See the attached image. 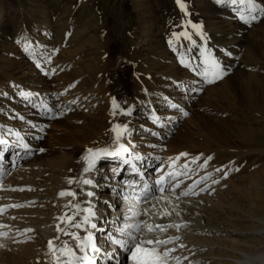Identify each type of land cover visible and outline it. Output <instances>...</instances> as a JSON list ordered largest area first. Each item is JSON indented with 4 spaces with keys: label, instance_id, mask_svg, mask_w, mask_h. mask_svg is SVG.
I'll return each mask as SVG.
<instances>
[{
    "label": "rangeland",
    "instance_id": "1",
    "mask_svg": "<svg viewBox=\"0 0 264 264\" xmlns=\"http://www.w3.org/2000/svg\"><path fill=\"white\" fill-rule=\"evenodd\" d=\"M257 1L264 5V0ZM181 2L186 6L184 9L177 0H0V70L8 69L16 77H23L19 68L23 66L26 69L27 66L24 67L25 62L22 61L26 55L31 57L26 59V63L34 68V72L27 74L26 77L32 76L29 78L30 81L39 79V67L32 60L33 56L30 55L32 52L29 50L27 53L23 50L20 39L44 41L40 29L47 19L53 22L49 33L50 47L47 49L53 72H47L42 80L36 81L40 83L41 88L51 83L48 87H52L51 89L57 93L53 97L55 100L49 101L53 103L54 109L58 103H63V97L59 93L68 85L73 84L75 90L81 93L94 89L95 75L92 73V68L95 64H101L104 58H108L112 63L109 77L117 76L118 79L122 73L123 77L126 75L127 80L131 79V76H128L129 67L126 63L120 65L121 57L142 58L153 53L151 59H156L163 54V60L177 59L176 64L181 69L184 68L179 63L181 58L185 64L195 61L205 64L206 60L219 62L227 74L214 83L201 85V89L189 100H185L186 95L180 93L177 88L161 86V89L167 92V97H164V103H155L156 111L164 117L175 113L177 116L167 127L168 129L152 124L143 117L140 126L136 127L137 130L132 127L130 132L134 138L141 139L139 147H145L144 142L161 145L163 154L159 153V160L151 169L152 172H157L156 166L164 164L166 158H171L173 155L180 157L177 164L186 162L191 167L190 170L188 169V175L182 178L181 185L172 192L173 199H176L179 191L184 189L187 183L197 182L195 191L201 188L206 183L201 179L202 173L214 171L212 176L214 175L218 180L214 192L208 190L198 192L196 197L200 196L204 200L209 198L218 204L220 209L223 204L232 208L231 212L227 210L223 212L225 214L219 212L213 215L224 220L226 227L230 226L242 233L239 237L232 238L240 243L238 245L228 241L218 242L232 250L228 253H216L221 257L219 264H236L235 260L237 262L240 258L238 252L250 254L252 249L260 248L261 242L255 232L264 228V139L257 138L258 133H256L259 129H264V107H262L264 91L259 89L264 85V13L252 21L250 27L243 31L241 36H238L236 33H231L224 24L225 21H230V18L235 22L240 15L238 9L241 8L234 7V3H220V5L218 0H181ZM237 2L236 6H239L241 3L239 0ZM246 4L249 5L250 0H247ZM184 32H187L191 39L183 35L177 39V35ZM232 50H238V56L235 57L237 62L228 65L229 60L225 55ZM37 55L34 54L35 57ZM248 61L262 67L261 70L255 71L259 73V88L249 85L250 77L245 64ZM170 64L171 62L164 63V65ZM166 70L165 67L159 68V71ZM194 70H189L187 75L194 74ZM158 78L161 79L159 76ZM159 81L161 82L158 80V83ZM4 87L5 90L9 89V86ZM250 96H254L251 98L257 100L254 102L257 106L249 103ZM100 100H97L100 109L94 108L91 113L101 118L105 103ZM84 103L85 101L82 104ZM6 104L5 99L4 102L1 101L0 117L12 115L17 127L26 133L27 127L19 124L16 113L13 116L14 112L7 108ZM27 107V104L19 102L15 112L20 110L30 117L32 113L27 111ZM178 110H185L187 115H183ZM124 112L123 106V117ZM140 112L135 110L133 113L138 115ZM73 114L79 122L71 118ZM33 116L38 121L42 118L40 121L45 122L42 135L32 139L30 146L33 150L32 155L24 164L39 165L42 171L56 169L59 162L68 156L73 155L78 161L83 159L86 148L79 147L77 138L109 137L107 136L109 133L102 131V126L101 130L96 132L95 124L85 119V112L80 108L57 118ZM121 117L122 114L118 116ZM94 121L98 122L96 119ZM142 125L146 126L143 128ZM250 130L255 131L254 136L245 138ZM28 133L32 134V132ZM221 139L237 145L236 151L227 155L216 151L210 153L211 144ZM179 149L182 152L178 153ZM245 149L251 152L242 158L238 153H244L243 151H247ZM181 153L188 155L181 156ZM196 157L199 159H195ZM208 157L212 159L207 160ZM8 160H12L10 155L7 156L6 161ZM101 168L102 165L97 167V170ZM47 173L48 177L53 175L51 172ZM203 201L199 204L208 203ZM176 207L172 206L174 208L171 211L172 220L181 219L178 217L181 216L180 214L184 218L188 216L187 212H182ZM3 248L0 247V257L4 255L1 257L4 261L0 259V264H18L17 262L21 264L22 259L27 262L30 260L28 258H31V255L26 258V254H13V250ZM13 255L21 260L16 261ZM20 255H24L25 258H20ZM34 260L33 256L30 263L34 264Z\"/></svg>",
    "mask_w": 264,
    "mask_h": 264
},
{
    "label": "bare ground",
    "instance_id": "2",
    "mask_svg": "<svg viewBox=\"0 0 264 264\" xmlns=\"http://www.w3.org/2000/svg\"><path fill=\"white\" fill-rule=\"evenodd\" d=\"M246 2L247 0H244L243 5H241V3L239 6H236L238 2L236 4L234 3V7L241 8L238 9L240 15L244 14L245 16H248L250 4L247 5ZM250 2L255 3L258 10L264 8V5L259 4L257 0H250ZM218 3L232 2L229 0H218ZM263 13L264 12L257 11L253 13V15L258 17ZM240 15L235 22L231 21V18L229 19L230 21L224 22L228 30H231V33H236L238 36H241L243 31L248 29L250 23L254 21L249 18L250 22L245 23L244 20L240 19ZM52 24L53 22L47 19V21L41 25L40 30L44 36L42 37L44 41H30L24 38L22 40L20 39L23 50L27 53L31 50L32 53H30V55L33 56L32 60H34L36 66L39 67L38 72L40 73V76L39 79L37 78L36 80H40L46 76L47 72L52 71V64L48 56L49 51H47L50 47L49 33L51 32L52 28L50 29V27H52ZM232 51H228L225 55L229 60L228 65L235 62V57L238 56V50ZM163 53H165V51H163ZM206 53L208 54V52ZM34 54L38 55L35 57ZM151 54L153 53H149L142 58L131 56L130 58L123 59V57H121L120 65L126 63L129 67L130 73L128 76H131V79L129 80L125 78L126 75L123 77L122 73L118 79L117 76L113 78L109 77L112 67L111 61L108 58H104L103 62L100 60L101 64L99 63L95 64V66L93 65L94 67L92 66V73L95 75L93 82L94 89L90 91L87 90L86 92L83 91V93H81L75 90L73 84L68 85L67 87L65 86L66 88L64 91L59 93V95L63 97V103H58L55 109L52 106L53 103L49 102L50 100H55L53 97L56 93L51 89L52 87H48L51 83L48 84L47 87L41 88L39 87V82L36 80H29L32 76L28 75V77H26L27 74L34 72L32 65L26 63L28 60L27 58L31 59V57L26 55H24L26 58L23 57L24 60L22 61L25 62L24 67L27 66L26 69L23 68V66L22 68H19L23 77H16L8 69L0 70V104L1 101L4 102L5 99L7 103L6 107L14 112L13 116L16 113L19 124H23L28 130L24 133L20 127H17V124L13 121L14 117H12V115L10 117H0V133H2L0 139L7 141L6 145H0V149L4 150V159L2 163L3 170L6 173L2 180V187H0V207H5L7 209L5 212L0 213V225L5 226L0 227V232H8L9 234V238L0 237V243H2L5 248L10 249L11 251L13 250V254H26V258H28V255H31V258L34 256V264H53L51 256L47 255L49 251L48 242L54 240L57 235H60V240H54V243L56 244H60V241L63 240H70L69 237L59 234L56 229L57 224H59L61 228L67 227L66 224L61 223L57 219L58 217L63 216L65 213L71 216L76 211L75 208L65 207L69 201H71L72 205L79 203L81 208H86L89 206L87 201L91 200L92 204L95 205L98 217L93 222H95L98 227L107 229L113 235H118L116 229L124 223L126 216L129 215V209L132 207V203H135L134 201L130 202V198L133 194H139L141 186L144 183L153 185V182L161 175H166L168 173H181L180 175H176L174 180H171V185L178 183L180 186L182 178L188 175V169L191 167H189L186 162L177 164L176 162H178V160L176 157L179 156L174 155L172 157L169 156L171 158H166L164 164L156 166V168H158L157 172H152L153 170L151 171V169L159 160V153H162L161 145H155L153 142H144L145 147L149 148L139 147L140 142H142L139 141L141 139L134 138L131 132L130 135L125 136L121 141L130 148L131 156L127 158L131 160V164H123L119 159L113 157H102L97 162L96 171L87 174L83 173V169L86 167L85 160L81 159L78 161L74 159L73 155L71 157L67 155L68 158L61 160L59 165H57L58 167L52 171H47L48 169L42 171L39 165L26 166V164H24L25 160L29 158L32 153L29 155L22 147H17L19 138H23V141L31 146L32 139L42 135L45 121H40L42 118L38 121L33 115H38L39 117L45 116L46 118H57L60 115L71 114L78 108L83 109L85 112V119L90 121L89 123L95 124L96 132L102 129L106 134L109 133V135H107L109 136L108 138H103L104 136L101 138H77L76 141L77 144L80 145L79 147L86 148L85 155H87L88 149L115 148L114 133L111 129L116 124L122 126L127 124L129 129L132 127L136 129V127H139V124L143 121L142 118L146 117L148 122L168 129L167 127L173 123V120H175L177 116L175 113L164 117L162 116L163 114L160 115V113L156 111L155 103H162L164 97H167V92L161 89V86H173L177 88L180 93L186 95L187 98L185 100H189L193 98V95L198 90L201 89V85L204 86L208 83L203 76L199 75L207 65L202 64L199 61L185 64L180 56L181 59L178 58L179 63L182 64L181 66H184V68L181 69L178 68L179 65L177 66L176 64L177 61L175 60L177 59L173 58L169 61V59L165 58L163 60V54L156 59H151ZM191 61L193 60L191 59ZM167 62H171V64L164 65V63ZM245 64H247L246 68H248V75L250 77L248 81L249 85L259 88V73H256L255 71L257 69L261 70L262 67L251 61H248ZM164 67L165 69L167 68L166 71H159V68ZM189 70H194V74L187 75ZM158 76L161 77V79L158 78ZM21 78H23V80ZM158 80H161V82L159 81L158 83ZM4 86H9V89L5 90L6 88ZM259 89L264 91V85ZM251 97L254 98V96H250L248 101L252 106H255L256 104L254 102L257 100H254ZM98 99H101L100 101L105 103L104 110L101 109V118L98 117L99 115L96 117L91 113L94 108L100 109L101 106L97 105ZM113 100L119 105L118 109H114ZM84 101L85 103L82 104ZM19 102L27 104V111L32 113V116L28 117L20 110L15 112V107ZM123 106L125 107V112H131L130 115H125L123 117ZM262 107H264V104H262ZM135 110H140L141 112L138 115H134L133 112ZM148 110L150 113H148ZM114 111L116 112V115H113ZM178 111L183 115L186 112L185 110ZM120 114H122V117L118 118ZM71 118L73 120L76 119V122H79V119L74 116V114L71 115ZM95 119L98 120V122H95ZM101 126L103 128H101ZM28 132H32V134ZM254 132L255 131L250 130L245 138L253 137ZM17 133H19V138ZM256 133H258L257 138L261 140L264 139V129H259ZM159 135L160 134H158V136ZM211 145L210 153L216 151L218 153L224 152L226 155L229 153L233 154L238 147L237 145L226 142L223 139L217 140ZM248 149H245L247 151H243L244 153H238V155L241 154L242 158L247 156L251 152L248 151ZM262 151L263 150H260V152ZM177 152L180 153L182 150L179 149ZM9 155L12 157V160L6 161L7 156ZM137 155L144 159L142 161L136 160L135 157ZM101 165L102 168L97 170V167H101ZM133 165L140 169V172L143 173L142 176L134 171ZM184 165H187V168H185ZM113 169H116L117 171L113 172ZM161 169L163 171H161ZM47 172H51L53 175L48 177L47 174L49 173ZM213 173V170L202 173L201 179H204L206 183L196 191L194 189L197 182L194 181L187 183L184 189L181 188L182 190L179 191L178 196L175 197L176 199H173L171 197H174V194L168 191V187H166L165 193L158 195L167 197V200L158 201L153 199L148 203L141 200L137 205V210L141 212H143L144 209L150 210L149 215H141L139 217L140 220L147 219L150 223L160 225H187V227H180L179 229L168 228L163 233H157L155 235L149 234L146 237L150 239L180 237V239L175 240L173 243L167 245V247L176 249V251L171 253V256L179 258L181 264H219L221 262V257L216 253H228L232 251L225 245L218 243L219 241H228L229 243L237 245L240 244L232 238L239 237L242 233L230 226L226 227L224 225V220H220L213 215V213L219 212L225 214L223 212L227 210L228 212H231L232 208L223 204L220 209L218 204L209 198H207L208 200H204L200 196L196 197L198 192L207 190L214 192V186L217 184V182L214 181L218 180L214 175L212 176ZM32 174L34 175L32 176ZM28 175H31V177ZM82 176L93 178L99 186L96 188H90L87 185L78 187L76 183L71 185L67 183L69 178L78 180ZM81 187H83L85 192L88 190L94 191L95 196L88 197L86 194H82ZM18 189L24 190L20 191ZM28 189L32 190L30 191ZM65 190H74L77 193V197L75 199L71 196L60 197L59 193ZM185 192H188L189 194L184 195L183 193ZM125 197H128L129 199H125ZM200 201H207L208 203H204L202 206L199 204ZM10 205L25 206L8 207ZM153 205H155V208L152 207ZM172 206H177L182 212H187L188 216L184 218L183 215L180 214L181 216L178 217H181V219L172 220L171 215L160 214L163 213L165 209L171 213L172 209L174 210ZM83 215L84 213L81 212L80 215L76 217V220H80ZM27 229H31L32 231L26 232L25 230ZM72 231L77 230L72 229ZM80 234L82 236L84 235L82 231ZM95 234L97 237V243H101V233L96 232ZM255 234L261 242L260 248L252 249L250 254L237 251L240 258H238L237 262L235 260L236 264H264V228L257 233L255 232ZM28 237H31V239H28ZM180 245H183V247H180ZM2 250H4V248ZM117 250L119 251V249ZM14 257L16 261L21 260L16 259V255ZM14 257L11 256V258ZM22 257H24V255H20V258ZM31 258L28 259L31 260ZM30 260H27V262L29 261L30 263ZM1 261H4V259H1ZM22 261L23 259L21 260V264H27L26 261ZM12 262H14L13 259ZM169 262L171 264H177V261L174 259H170ZM17 263L20 264V262ZM97 264H101V262L97 261ZM107 264H113V262L108 261ZM121 264H131V261L127 259L126 254H121Z\"/></svg>",
    "mask_w": 264,
    "mask_h": 264
},
{
    "label": "snow or ice",
    "instance_id": "3",
    "mask_svg": "<svg viewBox=\"0 0 264 264\" xmlns=\"http://www.w3.org/2000/svg\"><path fill=\"white\" fill-rule=\"evenodd\" d=\"M232 3H237V0H231ZM240 3H244V0H239ZM177 3L180 5L182 9L186 6L181 2V0H177ZM260 11L264 12V8L257 9L255 3L250 2V6L248 9V16L244 14L240 15V19L244 20L245 23L250 22V20H256L257 16L253 15V13ZM250 18V20H249ZM193 27H196L193 25ZM183 35L185 38L191 39L190 35L187 32L177 35V39L179 36ZM207 67L199 73V75L203 76L205 81L208 83H214L218 79H222L224 75L227 73L223 70L219 62L216 60L205 61ZM114 109H118L119 105L116 104L115 100H113ZM173 107H178L177 105H173ZM125 115H130L131 112H124ZM113 115H116V112H113ZM184 115H187L185 112ZM114 133V143L116 144L115 148H98V149H88L87 155L83 157L86 162V167L83 169V173L87 174L90 172L96 171L97 162L102 157H113L120 160L123 164H131V160L127 157L131 156L130 148L122 143V139L130 135V129L127 124L120 125L116 124L111 129ZM2 135V133H0ZM19 138V133H17ZM7 141L0 139V145H6ZM17 147H22L27 154L32 153V149L29 144L23 141V138H19V143ZM3 149H0V187H2V180L6 173L3 170ZM38 151H44V149H38ZM181 156H187L188 153H181ZM180 157H176L178 160ZM136 160L142 161L144 158L137 155L135 157ZM195 159H199L196 157ZM212 157H208L207 160H211ZM205 161V164L207 163ZM187 168V165H184ZM134 171L137 172L138 175L142 176L143 173L140 172V169L136 168L133 165ZM238 170V169H237ZM116 169H113V172H116ZM161 171H163L161 169ZM220 171V169H217ZM181 173H168L166 175H161L158 179L153 182V185H149L148 183H144L141 186V190L139 194H133L130 198V202L132 203V207L129 209V215L126 216L124 223L116 229L118 235H113L110 231L103 227H98V225L93 222L97 219V214L95 210V205L92 204V201H87L88 207L81 208L80 204L77 203L75 205L71 204V201L65 207L75 208L76 211L69 216L65 213L63 216L58 217L57 219L67 225L66 228H61L59 224H57L56 229L59 234L67 236L70 240L60 241V244L54 243V240H60V235H57L54 240H50L48 242V253L53 261V264H97V261H100L101 264H107L108 261H112L113 264H121V254H126L127 259L131 261V264H169L170 259H174L177 261V264H181L179 258L172 257L171 253L176 251L175 248H168L167 245L173 243L175 240L180 239V237L168 238V239H150L146 238L149 234H157L163 233L168 228H177L187 227L186 224H168V225H160L150 223L147 219L140 220L139 217L141 215L148 216L149 209H144L143 212L137 210V205L141 200L143 202L148 203L151 200H167V197L162 195L165 192V188L168 187V191L174 192L176 187H179V184L171 185V180L175 179L176 175H180ZM218 182V181H214ZM69 185L76 183L79 186L87 185L90 188H96L99 185L95 182L93 178H86L82 176L78 180H74L69 178L67 180ZM17 190V189H13ZM23 191L24 189H18ZM32 190V189H28ZM81 193L86 194L88 197H94L95 192L88 190L84 191L83 187H81ZM184 195H188V192L183 193ZM60 197L71 196L73 199L77 197V193L74 190H65L59 193ZM125 199H129L125 197ZM178 199V197H177ZM25 205H10L8 207H23ZM155 208V205L152 206ZM7 209L5 207H0V213L5 212ZM83 212L84 215L80 220H76V217ZM161 215H171L167 209L164 210ZM0 227H5L0 225ZM72 229H76L77 231H72ZM32 231L31 229L25 230ZM83 232L82 236L80 232ZM96 232L101 233L102 242L97 243ZM23 234V233H21ZM0 237L9 238L8 232H0ZM31 239V237H28ZM106 245V247H105ZM0 247H4L2 243H0ZM183 247V245H180ZM110 249V250H109ZM119 249V251L117 250Z\"/></svg>",
    "mask_w": 264,
    "mask_h": 264
}]
</instances>
